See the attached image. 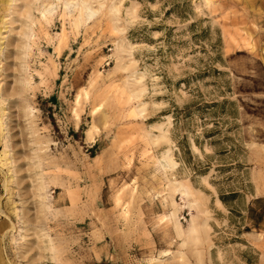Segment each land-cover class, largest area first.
Masks as SVG:
<instances>
[{
  "label": "rangeland",
  "instance_id": "obj_1",
  "mask_svg": "<svg viewBox=\"0 0 264 264\" xmlns=\"http://www.w3.org/2000/svg\"><path fill=\"white\" fill-rule=\"evenodd\" d=\"M256 199L264 0H0V264H264Z\"/></svg>",
  "mask_w": 264,
  "mask_h": 264
},
{
  "label": "trees",
  "instance_id": "obj_2",
  "mask_svg": "<svg viewBox=\"0 0 264 264\" xmlns=\"http://www.w3.org/2000/svg\"><path fill=\"white\" fill-rule=\"evenodd\" d=\"M221 201H222L224 204H226V201H225L224 198H222ZM262 203H264V199H256V200H255V204H256V205H260V204H262Z\"/></svg>",
  "mask_w": 264,
  "mask_h": 264
},
{
  "label": "bare ground",
  "instance_id": "obj_3",
  "mask_svg": "<svg viewBox=\"0 0 264 264\" xmlns=\"http://www.w3.org/2000/svg\"><path fill=\"white\" fill-rule=\"evenodd\" d=\"M89 12H90V10H89ZM88 16H89V14H88ZM170 161V160H169ZM195 232V227H194V225H190V233H194ZM191 235V234H190ZM193 235V234H192ZM195 235V234H194Z\"/></svg>",
  "mask_w": 264,
  "mask_h": 264
}]
</instances>
